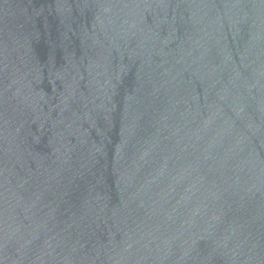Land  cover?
<instances>
[{
    "label": "water",
    "instance_id": "1",
    "mask_svg": "<svg viewBox=\"0 0 264 264\" xmlns=\"http://www.w3.org/2000/svg\"><path fill=\"white\" fill-rule=\"evenodd\" d=\"M0 264H264V0H0Z\"/></svg>",
    "mask_w": 264,
    "mask_h": 264
}]
</instances>
